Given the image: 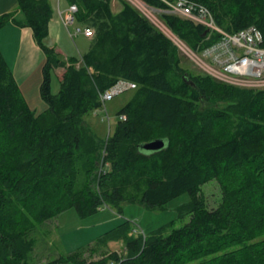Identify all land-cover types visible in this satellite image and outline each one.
Returning a JSON list of instances; mask_svg holds the SVG:
<instances>
[{
    "label": "trees",
    "instance_id": "obj_1",
    "mask_svg": "<svg viewBox=\"0 0 264 264\" xmlns=\"http://www.w3.org/2000/svg\"><path fill=\"white\" fill-rule=\"evenodd\" d=\"M16 1L24 15L19 23L32 29L45 54L39 94L46 107L29 106L0 50V264H29L35 223L67 208L81 217L104 205L120 213L124 202L163 208L183 193L189 198L177 208L178 220L187 215L180 225L171 221L133 236L123 220L99 239H122L125 255L96 264H264V89L185 72L179 48L125 0L116 11L112 0H69L77 5V22L93 35L86 51L66 61L43 42L50 1ZM195 1L227 31L255 25L264 46V0ZM9 18L1 15L0 27ZM160 18L193 49L216 37L206 40L205 28L189 19ZM56 68L59 89L52 93ZM118 79L137 87L112 134L99 142L82 117L102 105L99 94ZM153 139H163L164 147H140ZM213 179L220 201L208 208L199 188ZM76 254L67 260L83 264Z\"/></svg>",
    "mask_w": 264,
    "mask_h": 264
},
{
    "label": "rangeland",
    "instance_id": "obj_2",
    "mask_svg": "<svg viewBox=\"0 0 264 264\" xmlns=\"http://www.w3.org/2000/svg\"><path fill=\"white\" fill-rule=\"evenodd\" d=\"M49 1L52 5L53 15L49 21V33L43 39V42L48 46H52L51 48L54 52L66 61L69 56L63 57L65 53L79 56L87 50L89 38L84 37L82 34H75L71 37L70 31H73V26L70 28L63 26L57 13V0ZM68 3L69 0H60L61 8H65ZM111 7L114 11L118 10L120 1L112 0ZM136 8L145 16L147 14L149 17H146L150 22L160 25L167 37L170 38V35L176 36L163 24L160 18L163 13L158 7L152 6V8H149L153 17L149 15L146 9ZM207 32L208 30H206ZM212 37V34L209 37L206 36V40H210ZM57 49H60L61 52H58ZM179 51L182 54L181 64L185 72L192 74L204 72L181 48ZM76 64L78 65V62ZM40 77L42 78V74L39 70L36 74L31 75L26 81L25 87L21 88L27 103L36 112H41L46 107V103L39 94ZM50 88L52 93H56L59 89V79L55 70L51 72ZM134 89L125 90L105 102L101 101L102 105L100 107L83 115V123L95 134L99 142H106L107 137L112 134L118 120V111L132 96ZM229 103L230 101H227L216 105L224 107ZM103 151L104 148L102 147L99 154H102ZM100 165L101 162H99ZM94 186L97 189L96 181H94ZM199 194L208 208L217 206L220 201V189L217 181L213 179L202 184L199 188ZM188 198V194L183 193L171 198L163 208L153 209L138 202H124L121 204L120 213L115 208L104 205L96 213L85 217L79 216L74 208H67L56 216L35 223L34 228L30 232V236L34 239V245L28 253L27 261L29 264H74L71 259L67 260V257L73 252H77L75 259H82L84 261L83 264H96L98 260L106 258L112 253H116L119 257L123 256L126 251L122 239H105L101 241L99 238L123 220H129L133 236L139 235V233H149L167 223H171V221L178 226L181 221L187 219V215L182 216L178 220L177 208L186 202ZM59 257L62 261L52 262ZM107 262L114 264L111 259Z\"/></svg>",
    "mask_w": 264,
    "mask_h": 264
},
{
    "label": "built area",
    "instance_id": "obj_3",
    "mask_svg": "<svg viewBox=\"0 0 264 264\" xmlns=\"http://www.w3.org/2000/svg\"><path fill=\"white\" fill-rule=\"evenodd\" d=\"M125 1L141 10L146 9L149 15H152L151 9H149L152 6L150 7L142 0ZM161 1L164 6L158 7V9L162 13L189 19L208 30L205 36L209 37L211 34L216 36L210 44L206 46L197 45L193 49L177 35H170L173 43L189 55L204 73L227 84L253 89L264 88V46L261 44L262 34L255 25L251 24L230 32L218 26L212 12L203 3L195 0ZM56 5L58 17L63 26L65 28L73 26V31H70L71 37L75 34H82L84 37L90 38L93 35L91 27L77 22L75 16L77 5L74 2H69L65 8H61L60 0H57ZM155 25L164 32L160 25ZM136 87L137 85L133 81L118 79L109 88L101 92L99 97L101 101L105 102L125 90ZM119 118L125 119V116L119 115Z\"/></svg>",
    "mask_w": 264,
    "mask_h": 264
},
{
    "label": "crops",
    "instance_id": "obj_4",
    "mask_svg": "<svg viewBox=\"0 0 264 264\" xmlns=\"http://www.w3.org/2000/svg\"><path fill=\"white\" fill-rule=\"evenodd\" d=\"M7 13L10 18L0 27V50L11 67L16 82L22 88L31 75L39 70L41 72L45 54L36 44L32 29L19 23L23 21L24 15L16 0H0V16ZM57 51L61 52L60 49ZM68 56L72 55L65 53L63 57ZM54 70L55 73L59 72V68Z\"/></svg>",
    "mask_w": 264,
    "mask_h": 264
},
{
    "label": "water",
    "instance_id": "obj_5",
    "mask_svg": "<svg viewBox=\"0 0 264 264\" xmlns=\"http://www.w3.org/2000/svg\"><path fill=\"white\" fill-rule=\"evenodd\" d=\"M205 33H206V30L203 32V35H205ZM164 145H165V142L163 139H153L151 141L140 144V147L146 151H155V150H158L164 147Z\"/></svg>",
    "mask_w": 264,
    "mask_h": 264
},
{
    "label": "bare ground",
    "instance_id": "obj_6",
    "mask_svg": "<svg viewBox=\"0 0 264 264\" xmlns=\"http://www.w3.org/2000/svg\"><path fill=\"white\" fill-rule=\"evenodd\" d=\"M152 16V15H151ZM153 17V16H152Z\"/></svg>",
    "mask_w": 264,
    "mask_h": 264
}]
</instances>
